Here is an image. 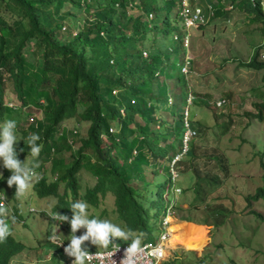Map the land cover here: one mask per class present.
Segmentation results:
<instances>
[{
  "label": "trees",
  "instance_id": "1",
  "mask_svg": "<svg viewBox=\"0 0 264 264\" xmlns=\"http://www.w3.org/2000/svg\"><path fill=\"white\" fill-rule=\"evenodd\" d=\"M175 1L0 0V11L10 19L0 14V123H5L11 131L19 129V134L26 139L24 144L8 154L4 171H8L12 159L17 157V173L21 158L27 154L25 152L41 144L39 154L42 157L30 160L28 165L40 169L41 164L48 160L54 180L45 183L44 178L39 176L35 192L39 195L56 193V184L62 182L63 193L69 195L66 203L62 200L54 203L53 212L58 211L68 219L73 215L79 216L83 206L78 201L77 173L85 170L95 182L85 189L82 199L90 205H97V194L103 198L111 193L116 219L127 232H135L139 236L138 244L156 238L153 231H148L151 229L150 210L154 203L162 205L163 210L169 200L168 166L157 164V168H149L147 173L144 167L154 164L157 158H171L167 153L173 152L174 142L181 145L184 131L183 108L188 91L184 74L179 70L183 49L182 33L174 22L177 18ZM232 2L229 3L231 7ZM260 2L236 0L235 6L243 12L244 22L259 21L264 24ZM64 3L82 7L87 14L73 32L65 26L69 13L61 11ZM156 3L162 4L161 38L170 36L175 42L171 49L170 46L168 48L166 65L169 69L168 76H164L173 80L174 88L157 81L159 65L156 54L149 51L142 56L141 44L151 27L148 15ZM225 7L214 8V16L226 17L229 11L223 10ZM173 34L177 39H172ZM29 41L34 48L32 61L26 60L23 55ZM260 50L259 46L253 50L244 63L245 67L264 71V60L259 58ZM152 84L155 85L154 93ZM6 85L10 86L17 101L15 107L3 101ZM114 89L116 93L112 94ZM169 90L173 101L169 106L175 113V119L171 131L166 132L163 120L155 116L159 106L165 103ZM254 107L255 116L261 120L264 100L255 103ZM28 108L39 112L40 117L34 116L33 122L23 126V111ZM69 118L87 123L84 137L75 136V131L67 136L61 122ZM112 122L118 126L115 133L108 131ZM155 126L162 130H154ZM27 132H32L35 137L27 136ZM167 139H171L170 142L159 145ZM75 142L78 145L70 153L69 164L63 165L60 160L53 159L55 152L62 149L69 151ZM260 165L264 168V163ZM157 169L167 171L168 175L153 186L154 197L151 200V183L148 182L151 175L148 172ZM259 196H264V175L263 187L253 197ZM12 207L13 216L7 219L9 225L16 214V204ZM95 226L97 231L99 223L96 222ZM100 237L103 240L101 246L122 241L120 237H111L108 233H101ZM125 240L129 242L130 238ZM22 247L9 228H0V264H8Z\"/></svg>",
  "mask_w": 264,
  "mask_h": 264
},
{
  "label": "rangeland",
  "instance_id": "2",
  "mask_svg": "<svg viewBox=\"0 0 264 264\" xmlns=\"http://www.w3.org/2000/svg\"><path fill=\"white\" fill-rule=\"evenodd\" d=\"M231 2L195 0L207 22L187 30L188 43L182 47L183 57L181 55L180 60L186 66L183 72H186L184 78L188 98L191 99L187 103L186 119L194 134L190 136L186 150L173 165L177 175L173 185L180 192L169 194L168 199L174 195V202L173 205L166 204L164 209L172 211L170 217L175 221H190L182 220L184 225L178 230L182 240L190 242L191 249L178 248L180 246L175 250L169 248L168 258L174 259L175 264H264V196L253 197L263 187L264 168L260 163H264V110L260 120L255 116L254 104L264 100V71L244 66L258 46L261 49L259 58L264 60V24L259 21L244 22L243 12L235 6L236 0L232 2L231 8H227ZM211 5V10L226 6L223 10L229 11L227 16L221 14L217 18L214 16L215 10L209 16L207 10ZM261 6L264 13V0H261ZM63 10L69 13L65 26L72 32L87 16L82 7L68 3L63 4ZM150 13L148 20L151 27L148 28L146 40L141 44L144 51L142 56H146L149 51L155 53L159 65L157 81H162L168 88H174L173 80L164 78L168 76L169 69L166 65L168 48L170 46L171 49L175 42L170 36L161 38L159 27L162 4L156 3ZM0 14L10 20L6 13L0 11ZM174 22L178 27L179 20L175 18ZM33 49L29 41L23 49L26 60L34 59ZM186 61L189 63L186 64ZM151 90L155 92L154 84ZM171 94L169 90L167 101L159 106L155 116L163 120L162 126L166 127V132L171 131L175 119V113L169 106L173 102ZM3 101L8 106L15 107L17 104L9 85L4 90ZM23 115V126L33 122L34 116L40 117L39 112L30 108L24 109ZM135 119L141 122L138 117ZM61 123L67 136L73 131L77 137L85 136L86 122L69 118ZM114 125L110 123V126ZM153 129L162 130L156 126ZM18 130L11 131L5 123H0V191L7 198L9 210H13L12 205L16 204V216L14 214L10 230L13 237L24 245L22 251L10 258L8 264H64L57 257L56 246L47 241V236L55 232L67 245L80 248L102 243L101 233L120 237L122 241L118 242L121 243L138 244L139 236L135 232H127L116 219L111 193L103 198L97 194V205H90L82 199L85 189L92 187L95 182L85 170L77 173L78 201L83 206L79 216L73 215L70 223L64 222L65 227L59 228L62 218L56 215L59 214L57 211L53 212V205L57 200L64 203L68 201L69 195L63 193L64 184H56V193L37 194L34 190L38 186L35 185L36 178L43 177L47 183L54 180V174L48 160L41 164L40 169L28 165L30 160L42 157L39 154L41 144L25 152L27 154L21 158L17 173V157L12 159L8 171H4L8 154L26 141ZM30 135L34 134L27 132V136ZM170 140L161 141L159 145L163 146ZM77 145L75 142L71 144V150L55 152L53 159L60 160L63 165L69 164L72 158L70 153L75 151ZM172 147L173 152L169 151L168 157L182 150V144L176 145L174 142ZM157 164L170 165V158H157L154 164L144 167V171L147 173L149 168H157ZM157 170L148 172L151 175L148 180L151 183V200L154 197L153 186L168 175L167 171ZM29 171L34 174L30 175ZM7 208L0 210L1 229L8 227V220L3 218L13 216ZM162 208V205L154 203L150 210L151 229L148 231H153L155 236L159 230L161 219H158L163 213ZM96 222L99 223L97 231ZM127 237L130 238L129 242L125 240Z\"/></svg>",
  "mask_w": 264,
  "mask_h": 264
},
{
  "label": "built area",
  "instance_id": "3",
  "mask_svg": "<svg viewBox=\"0 0 264 264\" xmlns=\"http://www.w3.org/2000/svg\"><path fill=\"white\" fill-rule=\"evenodd\" d=\"M179 14L181 15L184 25L186 27L194 26L199 22L202 23L203 17L200 13V9L195 7L189 9L185 0H181V6ZM144 55V52H142ZM187 64V62H186ZM186 66L181 65V71L183 72ZM186 73V72H183ZM116 90H112V94H115ZM133 103V100H130ZM122 110H120L121 113ZM118 126H109L108 131L111 133L117 132ZM194 132L189 129V126L184 118V131L182 134V152L186 150L187 142ZM134 153V151H133ZM179 155H175L170 160L169 166V178L173 182L176 178V173L173 168ZM175 191H179L175 189ZM166 215L161 218L159 232L157 237L153 241H145L138 245L129 244H111L103 249L96 251H77L74 252V257L71 259L70 264H175L173 259H169L166 246V239L168 238V222L166 217L168 213H171L169 209L165 210Z\"/></svg>",
  "mask_w": 264,
  "mask_h": 264
},
{
  "label": "clouds",
  "instance_id": "4",
  "mask_svg": "<svg viewBox=\"0 0 264 264\" xmlns=\"http://www.w3.org/2000/svg\"><path fill=\"white\" fill-rule=\"evenodd\" d=\"M185 2H186V4H187V6H188V8L189 9H193V8H195V7H197V8H199L200 9V13H201V15H202V17H203V13H202V9L198 6V5H196L195 4V0H185ZM260 5H261V2H260ZM180 6H181V0H176L175 1V10H176V12H177V19L179 20V22H180V24L178 25V27H179V29H180V31H181V33H182V36H181V38H180V40H181V46L183 47V46H186L187 45V43H188V34H187V30H189L190 28H196V26H201V25H204L206 22H207V18H205L204 19V17H203V22L202 23H198V24H196V25H194V26H189V27H186L185 25H184V22H183V19H182V17H181V15L179 14V11H180ZM212 7V5L211 6H209L208 7V12H209V16H211L212 14H213V11H214V9H210ZM262 7V6H261ZM227 8H231V6H229L228 5V7ZM262 12V11H261ZM263 13V12H262ZM264 14V13H263ZM150 15V14H149ZM148 15V16H149ZM172 39H177V36H176V34H173V36H172ZM144 52V51H143ZM187 62V64L189 63L188 61H186ZM181 65H182V60H181V64H180V68H181ZM179 68V70H180V72L182 73V74H186V73H183L182 71H181V69ZM188 96H189V92H187V96H186V99H185V102H186V105H185V107H184V109H183V115H184V118H185V120H186V122H187V119H186V111H187V103L188 102H190V98H188ZM168 94H167V97H166V100L165 101H167V99H168ZM33 121V120H32ZM183 134V133H182ZM181 144H182V138H181ZM182 153V151H180L179 153H177V154H174L173 156H175V155H180ZM172 156V157H173ZM172 157L170 158V160L172 159ZM178 159H179V157H178ZM177 159V160H178ZM176 160V161H177ZM168 166V165H167ZM168 168H169V166H168ZM29 174L30 175H33L34 174V172H30L29 171ZM168 177H169V175H168ZM177 177V176H176ZM37 179V178H36ZM175 180H176V178H175ZM175 180L173 181V182H171L170 181V178H169V194H171V193H173V192H176V193H179L180 192V189L179 188H174V185H173V183L175 182ZM175 189H178L179 191L177 192V191H175ZM168 194V195H169ZM7 198L4 196V194H3V192H1L0 191V210H2V209H4L5 207L7 208ZM172 202H174V195H172V197L168 200V203L167 204H172L173 205V203ZM8 209V211L9 212H11L12 213V210H9V208H7ZM12 209H13V207H12ZM165 210L166 209H163V214H162V216L160 217V219L164 216V215H166V212H165ZM58 212V211H57ZM172 212V211H171ZM59 213V212H58ZM52 214H56V213H52ZM171 213H168V215L167 216H171L170 215ZM56 215H58V216H60L61 218H62V221H59V222H61L59 225H58V227L60 228V227H65L64 225H63V223L64 222H67V223H70V221H71V219H68V217H65L62 213H59V214H56ZM15 216H16V214H15ZM15 218V217H14ZM7 220V218L6 217H4L3 218V220ZM17 219V218H16ZM159 219V220H160ZM0 221H1V218H0ZM161 221V220H160ZM160 221H159V224H160ZM61 225V226H60ZM10 225L8 224V227L7 228H11V227H9ZM160 226V225H159ZM6 228V229H7ZM5 229V230H6ZM47 230V229H46ZM46 230H45V232H46ZM10 232H11V230H10ZM158 232H159V230H158ZM158 234V233H157ZM11 235H12V233H11ZM13 236V235H12ZM48 239H47V241L49 242V243H51V244H53L54 246H56V248H57V257L58 258H60V259H62V262L64 263V264H70V261H71V259L74 257V252H75V250H77V251H82V250H84V251H88V252H91V251H96V250H99V249H103L104 247H107V246H109V245H111V244H109V245H105V246H101L100 244H98L97 246H89V247H86V248H80V247H76V246H71V245H67L66 243H64L63 241H61L59 238H58V236L56 235V232L54 233V234H49L48 236ZM157 237V236H156ZM17 240V239H16ZM155 240V239H154ZM19 241V240H18ZM20 242V241H19ZM21 244H22V242H20ZM142 243V242H141ZM112 244H127V243H112ZM140 244V243H139ZM130 245V244H129ZM138 245V244H137ZM22 246H24L23 244H22ZM93 248H96V249H93ZM22 249H23V247H22ZM22 249L20 250V251H22ZM19 251V252H20ZM18 252V253H19ZM18 253H16V254H18ZM15 254V255H16ZM174 260V259H173Z\"/></svg>",
  "mask_w": 264,
  "mask_h": 264
},
{
  "label": "bare ground",
  "instance_id": "5",
  "mask_svg": "<svg viewBox=\"0 0 264 264\" xmlns=\"http://www.w3.org/2000/svg\"><path fill=\"white\" fill-rule=\"evenodd\" d=\"M166 221L168 222V238L166 239V246L168 247V248H171V249H173V250H175L178 246H180V247H178V248H181V247H183V249L185 248V250H189V249H191V245H190V242L189 241H185V240H182V238L181 237H178V236H176V235H170V233H169V230H171V231H173L172 230V228H173V226H172V223L174 224V225H176V229H178L179 227H181V225L179 224V223H177V222H175L174 220H173V218L172 217H170V216H167L166 217ZM179 221H181L183 224H182V226L184 225V222L182 221V220H179ZM187 222V221H186ZM176 231V230H175ZM174 231V232H175ZM179 231V230H178Z\"/></svg>",
  "mask_w": 264,
  "mask_h": 264
},
{
  "label": "crops",
  "instance_id": "6",
  "mask_svg": "<svg viewBox=\"0 0 264 264\" xmlns=\"http://www.w3.org/2000/svg\"><path fill=\"white\" fill-rule=\"evenodd\" d=\"M184 204V203H183ZM182 204V205H183ZM185 205V207H186V204H184ZM174 220V219H173ZM175 221V220H174ZM185 222H186V220H184ZM175 222H177V223H179L181 226H182V222L181 221H175ZM188 223L190 222V221H187ZM193 222H191L190 224H192ZM194 224H196V223H194ZM198 225H200V224H198ZM172 226H173V228H172V230L173 231H171V230H169V233H170V235H176V236H178V237H180L179 236V231H178V229H176V225H174L173 223H172ZM176 230V231H175ZM175 231V232H174Z\"/></svg>",
  "mask_w": 264,
  "mask_h": 264
}]
</instances>
